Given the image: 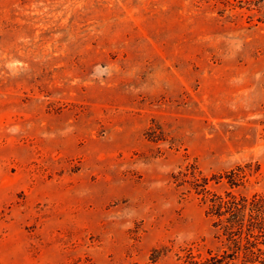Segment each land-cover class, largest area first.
Masks as SVG:
<instances>
[{
  "label": "rangeland",
  "instance_id": "obj_1",
  "mask_svg": "<svg viewBox=\"0 0 264 264\" xmlns=\"http://www.w3.org/2000/svg\"><path fill=\"white\" fill-rule=\"evenodd\" d=\"M203 177L264 194V0H0V264L218 251Z\"/></svg>",
  "mask_w": 264,
  "mask_h": 264
},
{
  "label": "trees",
  "instance_id": "obj_2",
  "mask_svg": "<svg viewBox=\"0 0 264 264\" xmlns=\"http://www.w3.org/2000/svg\"><path fill=\"white\" fill-rule=\"evenodd\" d=\"M223 177L234 187L247 181V172L239 166L216 176L218 181ZM208 183L207 177L194 181L199 192L204 193L206 213L222 246L207 255H195L190 249L184 264H264V194H222L208 189Z\"/></svg>",
  "mask_w": 264,
  "mask_h": 264
}]
</instances>
